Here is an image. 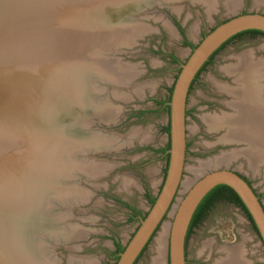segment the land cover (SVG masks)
<instances>
[{"label": "rangeland", "instance_id": "rangeland-1", "mask_svg": "<svg viewBox=\"0 0 264 264\" xmlns=\"http://www.w3.org/2000/svg\"><path fill=\"white\" fill-rule=\"evenodd\" d=\"M101 1L94 7L95 0H54L45 11L18 4L13 17L26 14L29 19L11 23L10 4L0 0V144L6 131L16 128L17 118L3 120L8 112L12 117L22 113L28 120L21 123L39 129L35 138L32 130L19 128L21 144L6 157V165L0 164L1 172H8L6 181L0 180V214L18 231L11 246H21L20 257L31 247L29 264H115L116 245L124 248L129 242L164 180L168 114L161 104L180 65L226 19L264 14V4L256 0H136L132 5L116 0L111 7ZM102 10L109 13L106 23L103 17L97 21ZM77 11L83 14L79 20ZM250 56L264 62V36L248 34L229 43L200 73L190 100L209 98L205 105L211 112L205 115H212L221 101L222 116L236 119L230 89L238 82L230 72L239 69V58L249 68ZM227 123L219 137L225 145L214 146L213 135H191V154L185 155L173 206L186 194L182 183L195 177L188 167L199 170L203 162L223 155L228 162L219 166L240 173L264 208V151L243 136L227 139ZM10 200L11 209L17 211L20 204L22 210L4 213ZM173 206L134 264H152L164 224L163 264H168ZM0 243L7 246L4 236ZM187 246L192 264H222L226 254L218 248L234 246L241 249L242 263L264 264V245L254 224L225 201L205 215Z\"/></svg>", "mask_w": 264, "mask_h": 264}, {"label": "water", "instance_id": "water-1", "mask_svg": "<svg viewBox=\"0 0 264 264\" xmlns=\"http://www.w3.org/2000/svg\"><path fill=\"white\" fill-rule=\"evenodd\" d=\"M256 30L264 34V14L248 12L226 19L207 33L190 50L187 60L180 65L172 84L168 106L167 167L164 180L154 203L147 214L140 218L133 236L118 254L115 264H134L141 252L173 206L180 186L185 161V106L190 85L209 57L228 39L245 31ZM229 187L241 200L264 245V208L253 187L234 169L219 165L207 168L186 190L173 214L168 238V264H185L184 246L188 226L197 206L215 187Z\"/></svg>", "mask_w": 264, "mask_h": 264}, {"label": "bare ground", "instance_id": "bare-ground-1", "mask_svg": "<svg viewBox=\"0 0 264 264\" xmlns=\"http://www.w3.org/2000/svg\"><path fill=\"white\" fill-rule=\"evenodd\" d=\"M5 1L8 4H10L8 9L13 11V12L9 13V15L11 16V20H12L11 23L16 22V21L17 22L21 21L20 23H24V22L27 23L29 17L26 14L24 15L23 18H19V19H18V17L17 18L15 17L16 19L13 17V15H15L14 13L19 11L18 4H24V5L28 4V5H33V6L36 5L39 8H43V11H45L46 6H50V3H52L54 0H20V1L5 0ZM125 1L126 0H122V3ZM191 1H200V0H191ZM256 1L258 3L261 2L264 4V0H256ZM22 2H24V3H22ZM116 3H118L116 0H113L112 2H111V0H102L101 1V4L106 5L107 7H111L112 5H114ZM130 3H131V5L135 4L136 0H131ZM93 6L94 7L96 6V0H95V5H93ZM66 8H67V6H66ZM22 10H24V9H22ZM89 14H90V18L94 21V18H96V17H94L96 15V12H94V9ZM18 15H20V14H18ZM82 15L83 14H81V11H77L76 20L81 19ZM108 16H109V13H107V12L105 13V11L103 12V10H102L100 12V14L97 16V21L102 22V17H103V22L106 23L109 20ZM72 18H73V15H72ZM239 59L241 61V65L239 66V69H232L230 72V73H232V76H234V78H236V79L233 78L235 83L238 82L237 85L234 86L235 88L230 89L231 90V96L233 99V104H235V106H233V105L232 106H233L234 111L236 112L238 117L236 119H234L232 117L228 118L226 116L221 115L220 117H214V118L212 117L213 119L210 120L208 118L207 120H209L208 123L210 126H212L211 124L215 123V125L213 127H216L217 122L220 123V127L222 126V124L224 122L225 123L229 122V123L225 124V125L230 124V131H229L230 135L228 134L229 138H227V139H231V138L235 139V138H239V136H243L244 139H246L250 143L256 145V148H259L262 151H264V95H263V93H264V62L263 61L261 62V60L260 61L255 60V59L251 58V56H250L249 63H248L250 65V67L248 68V67H243L244 62L241 60V58H239ZM246 60H247V58H246ZM23 105H22V107H23ZM234 111H233V113H234ZM6 112H7V110H5L3 113L6 114ZM21 116H22V118H21ZM11 117H12L11 114L8 112L5 116V118H3V120H7V121H9L10 119H12V120H14L15 118H17V119L15 120L16 128L12 127V126H11V128L8 127L9 129L6 131V136L3 134L4 137L2 135L3 138H1V139H3V142L1 140V144H0V148H3V150L0 152V153L3 152L2 154H0V164H2V162H3L2 165H6V162H5L6 157L11 153V151H13L17 146H19L21 144V142H20L21 137H19V134L17 132L19 130V128L25 127V130H27L29 132L32 130V129L27 127L28 123H26V122L21 123V121H27L28 120V119L26 120V117H24V115H22V113L20 114V117H12V118ZM22 128H21V130H22ZM0 130H2V129H0ZM32 131L34 132L32 135L33 137L36 138L39 136L38 135V133H39L38 128H37V130L34 129ZM30 134H32V132ZM253 155H255V154H253ZM222 156L223 155H220L218 157H214V159L212 158L208 161L203 162L202 165H200L201 168L200 169L198 168L199 170H196V171H195V169L188 167L187 170L192 174L195 173L194 174L195 177H194V179L184 181V183H182V190H187L190 187V184L195 182L196 178H198V176L201 174L203 168L205 170L207 168H210V167H213L216 165L217 166L221 165V163H223V162L227 163L228 161H225V159L222 160ZM261 156H262V154H261ZM253 157H255V156H253ZM226 158H228V157H226ZM6 177H8V172L6 171V173H5L4 171L1 172V170H0V180H3V182H1V183H4L6 181ZM5 197H6V195H5ZM12 204H13V200L12 201L10 200L7 204H5L4 209L6 207H7V209L4 213L14 212L16 210L15 209V208H17L16 206H14L15 210L13 208L11 209ZM17 204H19V203H16V205ZM177 205H178V202L171 209L169 216L173 215L174 211H176V209L178 207ZM18 207L19 208L17 209V211L22 210L20 204L18 205ZM25 207H27V205ZM17 211H15V212H17ZM13 216H10V217L12 218ZM12 219L18 221V217L14 216ZM0 229H1L0 230L1 231L0 237L3 238V236H4L6 241H7V246H0V248H1L0 249V264H10V263L12 264L13 262L15 263L17 261L20 262L21 264H24V263L29 264L27 262V254L28 255L31 254L30 253L32 251L31 247L29 246L28 248H26L27 251L24 248L25 255L23 257H20L21 254L19 255V252L23 251L21 246H17V244H16V246H11L12 241H15V237H16V241H17V238L19 239V235L16 233L17 230L16 231L13 230L12 227L9 225V217H5V216H3V214L2 215L0 214ZM161 229H162V231L159 233V235L155 239V247H154L155 256L151 260L152 264H163V247H164V242H165V236H166L167 231H168V226L166 224H164ZM18 230H19V228H18ZM19 232H20V230H19ZM169 233H170V230H169ZM20 235H21V233H20ZM19 241L20 240H18V242ZM19 243H22V242H19ZM14 244H15V242H14ZM234 247L233 248H230V247L229 248H222V247L218 248V252L223 251V252H225L223 254H226L225 258L223 260L224 263H222V264H244V263H242L243 261L241 258L240 247H235V248ZM13 248H14V250H13ZM216 264H221V263L219 260H217Z\"/></svg>", "mask_w": 264, "mask_h": 264}, {"label": "flooded vegetation", "instance_id": "flooded-vegetation-1", "mask_svg": "<svg viewBox=\"0 0 264 264\" xmlns=\"http://www.w3.org/2000/svg\"><path fill=\"white\" fill-rule=\"evenodd\" d=\"M248 34H251V33H244V34H240V35H235L233 37H231L230 39H228L225 43H223L208 59L206 65L199 71L198 75L194 78V80L192 81L191 85H190V88H189V91H188V94H187V99H186V106H185V142H186V151H185V155L186 154H191V149H190V145L192 144L191 143V135L194 133V132H198V133H201V137H203L204 135L206 136H215L216 137V141L214 143V146H222V145H225L221 142H219V137H221V134H222V130H221V127H220V123L217 122V125L216 127H211L208 123L209 120H207L208 118L211 120L212 117H220L222 115V102L219 101H215L216 103L219 104V107H217L215 110H213V114L212 115H205V114H210V112H208V110L206 109V106L208 107V105H205L206 103L209 104V101H211L209 98L207 99L206 97H201L199 96L200 98L199 99H194V100H190L189 98V95H190V92L192 90V88L195 86V85H198V80H199V76H200V73L203 72L204 70H206L208 68V66H210L213 62V59L216 55H218L229 43L231 42H238L241 40V38H244V36L248 35ZM254 58L256 60H262V58H257L254 56ZM236 63V62H235ZM239 64V63H238ZM200 81V80H199ZM233 80L231 78V85H233ZM217 94L220 95V97L222 95H225L223 93H219L217 91ZM264 95V93H263ZM226 96V95H225ZM167 100H164L161 104V107H162V110L163 111H166L167 114H168V106H167ZM226 107V106H224ZM206 110V111H205ZM217 114V115H216ZM203 116V118H202ZM186 123H190V126L191 128L188 130L186 128ZM197 126V127H196ZM215 130L214 132L213 131H210V130ZM226 145H230V144H226ZM232 146H235L236 149L237 148H241V149H244V145L242 144H235V143H231ZM210 145L208 144L207 147H209ZM210 160V159H208ZM248 182V181H247ZM250 184V183H249ZM254 190V189H253ZM255 192V191H254ZM256 194V192H255ZM257 198L259 199L258 195L256 194ZM215 198V197H214ZM214 198H211V203L206 207L207 209H205L201 214H200V220L195 223L192 227H191V230H190V233L189 235L187 236L186 235V239H185V246H184V260H185V264H192L193 262L188 258V246H187V241H188V237L190 236L191 232L196 228L198 227L201 222L203 221V219L205 218V215L211 210V208L218 202H221V201H225V202H228L230 204H233L235 206H237L235 203H233L232 201V197L225 193L221 196H218L216 197V199ZM240 208V207H239ZM194 214V213H193ZM193 217V216H192ZM192 220V218H191ZM191 223V221H190ZM190 223H189V226H190ZM189 226H188V229H189ZM188 232V231H187ZM192 262V263H191ZM215 262V261H214Z\"/></svg>", "mask_w": 264, "mask_h": 264}, {"label": "trees", "instance_id": "trees-1", "mask_svg": "<svg viewBox=\"0 0 264 264\" xmlns=\"http://www.w3.org/2000/svg\"><path fill=\"white\" fill-rule=\"evenodd\" d=\"M244 33H251V34H258V35H262L264 36L263 33L259 32V31H256V30H250V31H245V32H241L239 33L238 35L240 34H244ZM186 45H188V43L186 42ZM173 61H176L175 59H173ZM207 63V62H206ZM206 63L202 66V68L206 65ZM201 68V69H202ZM200 69V70H201ZM199 73V72H198ZM198 75V74H197ZM196 75V76H197ZM171 91L172 89L169 90V94H171ZM167 101H169V96L167 97L166 99ZM165 131L166 133L168 134L169 133V128L166 127L165 128ZM169 149V145L167 144V146L165 147V149L162 150V152L166 153L167 150ZM167 156V154H166ZM229 194L231 197H232V201L233 203H235L238 207H240L244 212L245 214L247 215V217L249 218V220L252 222L247 210L245 209V207L243 206L241 200L239 199V197L227 186H224V185H220V186H217L215 188H213L203 199L202 201L199 203V205L197 206L194 214H193V217H192V220H191V223H190V226H189V229H188V232H187V236L189 235L190 233V230H191V227L197 223L199 220H200V214L205 210L207 209L206 207L211 203V198H214L216 199V197L218 196H221L223 194ZM155 200H151V204L154 203ZM253 223V222H252ZM123 251V248L120 246V245H116V252H115V260L118 259V254H120L121 252Z\"/></svg>", "mask_w": 264, "mask_h": 264}]
</instances>
